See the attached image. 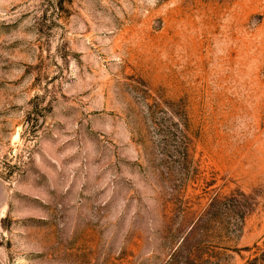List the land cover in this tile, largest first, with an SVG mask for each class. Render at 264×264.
I'll return each instance as SVG.
<instances>
[{"label": "rangeland", "instance_id": "rangeland-1", "mask_svg": "<svg viewBox=\"0 0 264 264\" xmlns=\"http://www.w3.org/2000/svg\"><path fill=\"white\" fill-rule=\"evenodd\" d=\"M263 240L264 0H0V264Z\"/></svg>", "mask_w": 264, "mask_h": 264}, {"label": "trees", "instance_id": "trees-1", "mask_svg": "<svg viewBox=\"0 0 264 264\" xmlns=\"http://www.w3.org/2000/svg\"><path fill=\"white\" fill-rule=\"evenodd\" d=\"M253 248L255 249V254L250 259H247L245 264H264V240L261 247L254 244Z\"/></svg>", "mask_w": 264, "mask_h": 264}]
</instances>
